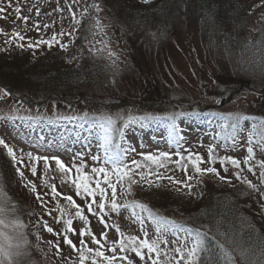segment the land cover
I'll return each instance as SVG.
<instances>
[{
  "label": "rangeland",
  "instance_id": "374dc122",
  "mask_svg": "<svg viewBox=\"0 0 264 264\" xmlns=\"http://www.w3.org/2000/svg\"><path fill=\"white\" fill-rule=\"evenodd\" d=\"M93 4H98L101 10L97 12L91 8ZM16 6L21 8L22 16L29 17L27 25L16 19L13 10ZM69 6L76 19L80 20L79 25L73 22ZM57 7L62 11H56ZM86 7L88 12L81 16ZM0 8L5 9V18H0V30L7 34H0V55L11 53L16 48L24 50L29 41L48 40L63 30L71 35H58L57 39L68 45L67 49L62 50L56 44L51 49L59 48L66 57L75 58L82 64L89 62L90 66L99 69L96 77L82 82L78 89L86 96L85 103L59 108L50 104L46 108H37L26 106L8 95L0 99V117H16L0 119V139L14 149L18 159L23 158L22 163L14 164L7 150L0 146V188L10 201L5 205L6 210L13 207V200L33 211L22 216L31 230L26 236L30 252L26 264H79L78 253L64 244L63 235L58 237L44 231L43 222L46 221L54 233H64L63 220L57 222L56 219L61 215L58 209L64 210L63 219H72L71 227L75 234L67 235L78 248L82 228L90 230L98 239L101 233H106L107 241L100 240L104 245L101 250L106 255L112 254L107 250L112 242L122 238L117 227L125 235H135L140 239H156L161 235L157 229H162L163 238L169 241L167 250H171L176 246L172 241L183 242L191 235L185 223L198 227L210 223L207 216L200 213L208 207L210 196L230 195L235 211L241 205L242 213L251 212L264 224V199L235 178L233 172L236 170L231 165L226 164L228 172H224L218 160L211 166L216 167L221 176L228 177L231 183L209 174L198 186L195 180L192 181V195L184 189L176 191L167 180L160 182V188L147 184L133 185L131 194H121L118 185V203L127 207L117 212L106 207L101 213L97 207L100 199L97 195V204L93 205L96 214L89 213L87 204L92 198L83 193L78 196L71 182L77 175L74 165L83 163L82 171L90 177L93 176V167L111 170L113 165L107 161L106 154L113 153H119L123 162L131 167L132 160L148 164L144 160L145 155L168 152L172 154L171 160L167 162L166 169L159 171H167L178 180L184 178V173L174 163L180 158L176 153L185 157L189 153L199 154L207 161L208 149L212 147L216 157L232 156L243 161L249 147L248 133L253 131V125L264 121L262 0H151L150 4H143L140 0H78V3L73 0H0ZM97 19L104 26L103 33L95 27ZM36 23L41 25L39 31L34 27ZM44 24L50 27L44 28ZM13 31L20 32L27 39L19 41L12 38ZM9 38L13 42L5 43ZM100 41L106 42L119 58H109ZM18 44L25 47L21 49ZM45 47L46 44H41L33 49L41 53ZM18 84L16 89L24 90L23 82ZM0 85L3 86L0 89H4L12 88L16 83L0 75ZM76 91L75 95L79 93ZM188 113H202V116L196 120L186 115ZM236 116L248 119L240 121L234 132L231 125L236 123ZM102 117H111L115 123L109 126ZM129 117L140 119L126 124ZM170 117L174 118V123ZM118 120L121 127L116 126ZM255 131L257 135L252 144L255 160H264V152L255 143L259 137L257 128ZM80 136L87 139L89 147H68L72 145L67 140L79 139ZM95 136L101 140L97 143L107 149L106 154L93 140ZM129 148L135 151H127ZM27 153L34 157H58L72 171L69 176H64L56 170L55 161L51 159L50 168L46 170L43 160L30 161ZM94 156L98 159L93 160ZM17 167L23 172V179L17 174ZM31 167L36 168L35 175ZM5 169L11 170V182L6 179ZM241 169L242 176L259 184L258 169L256 175L249 173L243 164ZM189 174H192L190 166ZM97 179L102 187L107 188L102 175L94 177L90 186L94 187ZM112 180L115 182L114 176ZM33 184L35 193L31 191ZM53 184L62 195H53L50 187ZM107 191L110 195L111 190ZM261 191H264V186H261ZM37 193L44 201L43 206L37 199ZM63 196H71L80 206L87 217V225L75 216L76 209ZM132 200L152 203L153 210L171 221L162 223L158 218L153 219L148 212L131 203ZM101 216L107 227L100 222ZM0 219L8 225H0V231L6 233L14 245L17 236L10 226L9 217L2 213ZM177 221L183 225L175 223ZM145 231L148 237H144ZM84 240L88 247H97L90 237L85 236ZM48 241L59 242L61 258L55 257V248ZM0 247L13 254L14 264L22 263L14 259L16 251L13 246L9 248L8 240L0 237ZM127 255L133 264H146L134 253ZM238 258V262L233 264H258L252 263L248 254L239 252ZM0 261L7 264L3 255H0ZM117 264L126 262L117 261Z\"/></svg>",
  "mask_w": 264,
  "mask_h": 264
},
{
  "label": "snow or ice",
  "instance_id": "6c2138e0",
  "mask_svg": "<svg viewBox=\"0 0 264 264\" xmlns=\"http://www.w3.org/2000/svg\"><path fill=\"white\" fill-rule=\"evenodd\" d=\"M74 3H78V0H73ZM143 4H150L151 0H140ZM262 6H264V0H262ZM97 12H99L100 6L98 4H93L90 6ZM14 12L16 13V19L22 20L25 25H27L29 21V17L22 16L21 15V8L19 6H16L14 9ZM56 11H62L59 7L55 9ZM70 12H72V19L73 22L76 25L80 24V20L76 19L75 12L72 11V8L69 6L68 9ZM31 11V9H29ZM4 8H0V18L4 17ZM37 15L40 14V10L36 9ZM88 12V8L86 7L84 11L81 13V16L85 15ZM48 15H51V13H48ZM264 18V17H262ZM35 29L39 31L41 25L39 23H36L34 25ZM44 28H49L50 25L44 24ZM95 27L99 30V32L103 33L104 26L100 23V21L97 19ZM75 31V29H73ZM0 34L3 33V30H0ZM7 35V34H5ZM60 35H71V33H65L63 30L56 34L54 33L53 36L48 39H40L36 40L34 42L29 41L27 44L28 49H33L39 47L41 44H46L49 48H51L54 44L59 45V47L62 50H66L68 45L61 43L57 36ZM95 35V33H93ZM12 38H15L19 41H24L27 39L24 35H22L18 31H13L11 34ZM13 39L9 38L6 39L5 43H12ZM104 44V49L108 51L109 58L115 57V59H118L119 57L117 54L108 48V44L104 41H100ZM17 47L23 49L25 47L24 44H18ZM93 51H98L96 49H92ZM115 59H113V64H115ZM10 93L5 89H0V99L4 98L5 96L9 95ZM219 101H217L218 103ZM181 115V114H176ZM16 117L9 116V117H0V119H15ZM102 119L106 122L107 125L111 126L115 123V121L111 117H102ZM140 118L136 117H129L126 121L127 123H134ZM170 119L174 118L170 117ZM236 123H233L231 127L233 128L234 132L237 130L239 126V122L242 120L248 119L247 117L243 116H236L234 117ZM257 125H253V131H250L248 133V144L249 147H247V155L243 159V161L232 157V156H222V157H216L214 153V149L212 147H209L208 149V158L207 161L204 160L203 157H201L199 154H192L189 153L188 156H182L180 153H176L175 155L179 156L180 158L174 163L180 168L181 171L184 173L183 179H176L174 175H168L167 171L161 172L159 169H166L167 168V162L171 160V155L168 152H160L158 155L148 154L144 156V160L146 162H149L148 164H142L141 162L137 160H132L130 167L129 165L125 164L123 162L122 157L119 153H113L109 154L107 156V161H111V164L113 167L111 170L106 169L105 167H93L91 169V173L93 174L92 177H90L88 174L84 173L82 171L84 165L81 163L79 166H75L77 175L74 179H72V183L74 184L76 188V194L79 196L82 193L86 194L88 197H91L92 200L90 203L87 204V211L89 213H92L93 215L96 214V210L93 208L94 204H97L96 197L99 195L100 199L98 202V209L102 213L104 212L105 208H110L111 211L117 212L122 207H127V205H120L118 203L117 199V186L119 185L121 188V194L127 193L131 194L132 186L133 185H141V184H147L149 187H162V184L160 183L163 180H167L169 182V185L174 186L176 191H180L181 189H184L188 195H192L194 191V185L192 183L193 180L196 181V186L199 185V183L202 182V178L206 175L211 174L213 177L218 178L222 182L225 183H231V181L226 176H221L219 170L211 166L213 165L217 160L219 161V164L223 167L224 172H228V168L225 166L226 164L231 165L233 169L236 171L233 172V175L237 180H239L241 183L245 184L248 189L252 190L253 192H258L260 194L261 199H264V191H261V186H264V160H255V152L253 144V138L257 135L255 129ZM259 137L255 140V143L259 145L260 151L264 152V121L259 122ZM122 133V130H120ZM233 143H235V137H233ZM0 146H3L4 149L7 150V155L12 159L14 164H19L23 162V158H17L16 153L12 147H10L3 139H0ZM127 151H135V149L129 148ZM107 152V149H106ZM82 156V154H79ZM27 156L29 160H43L44 166L46 170H49V160L55 161L56 170L64 174V176H69L72 169L67 167L58 157H34L32 153H27ZM194 156V158H193ZM93 160L98 159V157H92ZM106 161V163H107ZM183 161V163H181ZM207 164L206 167H201V165ZM242 164L246 166L247 171L249 173H252L253 175L257 174V169L259 170V184L253 183L251 180H249L246 176H242ZM153 166H155L153 168ZM189 166L192 169V174H189ZM17 174L20 175V177L23 179V172L20 170L19 167L16 169ZM31 171L33 175L36 174V168L31 167ZM103 179V183L107 186V188L101 186V181L99 179L95 180V186H90L92 184V180L96 176H101ZM115 177V182H113L112 177ZM46 182V181H45ZM63 182V181H62ZM125 184L127 187L125 188ZM51 191L54 196L56 195H62L57 192V189L55 185H50ZM108 189L111 190V194H108ZM31 191L36 192V187L33 184L31 186ZM37 199L41 200L42 206L44 204V201L42 197L37 193ZM63 199L66 200L71 207L76 209L75 216L79 218L80 220L84 221L85 225L88 224L87 217L83 214V211L81 210L80 206L75 203L73 198L71 196H63ZM10 203L8 200L6 194L4 193L3 189L0 188V214L4 213L6 211L5 205ZM131 203L135 204L136 207L142 209L145 212H148L150 217H153V219H156V217L153 216L152 212L148 209V206L143 203H139L136 201H132ZM14 208V206H13ZM262 208H264V205H262ZM61 213L60 217H57V222H60V220H63V223L65 225L64 233H54L53 228L49 227L47 222H43V228L44 231L48 233L55 234L56 236L63 235V242L65 245L69 246L73 252L78 253V262L79 264H86V261H90V264H117V261H124L126 264H133V261L128 257V253H134L136 257H138L140 260L145 261L146 264L150 262V264H208V261H211L212 259V253L211 249L208 248L206 245L204 239L202 238L201 234L197 231L194 235H190L185 239V241H177L174 240L171 243L173 245H176L171 250L168 249L169 241L167 239L163 238V230L157 229L158 232L161 233L160 236H158L156 239H140L135 235H125L124 233L120 232L119 227H117V233L122 237L119 240L113 241L111 246L108 247V251L111 252V255H106L104 251L101 250V248L104 247L103 244H101L100 240L103 239L107 241V234L101 233V238L98 239L95 234H93L90 230L86 228H82L79 232L80 239V247L78 248L71 239H69L67 233H73L75 234V230L71 227L72 225V219H63L65 212L63 209H58ZM50 214V213H49ZM135 215V213H134ZM100 222L104 224L105 227H107L106 222L104 221L103 217L101 216ZM142 223V221H141ZM12 224L16 227L23 228L24 226L20 224L18 220H15L12 222ZM0 225H3L7 227L8 225L5 224V221L3 219H0ZM191 233V230H190ZM144 237H148V233L145 231L143 233ZM88 236L91 238L92 243L97 245L96 248H90L86 245L84 237ZM0 237L4 238L5 240L9 241V248L12 246L10 243V238L6 235V233L0 231ZM25 244H27V240L24 241ZM52 247L55 248V257L57 259L61 258L62 256V250L60 248L59 242L53 243L52 241H48ZM163 245V247H162ZM19 247V245H17ZM220 250L223 252L225 249L224 244L219 245ZM123 253V255H118L117 253ZM173 253L175 255H173ZM0 255H3L7 259V264H14V261L12 259V253L9 252L6 248L0 247ZM16 255H20V253H16ZM243 255V253H241ZM203 256L208 257V261H205L202 259ZM230 253L225 252V257H229ZM70 259V258H69ZM0 264H3V261H0ZM227 264H233L231 259L227 260Z\"/></svg>",
  "mask_w": 264,
  "mask_h": 264
},
{
  "label": "trees",
  "instance_id": "16d2710c",
  "mask_svg": "<svg viewBox=\"0 0 264 264\" xmlns=\"http://www.w3.org/2000/svg\"><path fill=\"white\" fill-rule=\"evenodd\" d=\"M54 50H57V53ZM59 50V48L51 49L46 45L45 51L41 53L34 49L25 48L20 50L16 48L11 53L0 55V75H3V78L9 82L16 83V86L13 85L12 88H4L10 93L8 97L26 106L37 108H46L50 104H54L55 108H59L64 105L75 106L85 103L86 96L82 95L78 89L82 82L96 77L99 69L90 66L89 62L85 63L87 60L84 61L85 64H82L75 58H68ZM21 82H23L22 87L24 90L18 91L16 88L17 85H20L18 83ZM69 88L70 90H68ZM75 91L79 93L75 95ZM87 103L94 104L93 101ZM91 120L94 121L95 118ZM119 122L120 120H118L116 126L121 127L122 124ZM259 132L260 129H258ZM5 175L7 181L11 182V170L5 169ZM141 201L148 206L153 216H156L162 223L171 221L159 211L153 210L152 203L145 200ZM11 202L14 204V208L11 207L3 214L9 217L10 226L17 236V242L12 246L15 248L16 253H20V255L15 253L14 259L18 260L17 263L26 264L27 258L30 256L29 241L26 236L31 230L22 216L30 215L33 211L26 207L23 208L22 204L13 200ZM239 207L241 208V205ZM239 207L236 208V211L234 210L235 207L230 200V195L210 196L208 207L200 211L202 215L207 216L210 223H205V226L199 227L185 223V226L189 228L188 232L190 233L191 230L190 234L194 235L198 231L208 248L211 249V261H208L207 256L202 257L203 260L208 261V264H227L228 259H231L233 263L238 262L239 252L248 254L252 263L264 264L263 220H260L251 212L242 213ZM15 220H18L24 227L14 226L12 222ZM175 223L181 222L177 221ZM181 225L183 224L181 223ZM25 240H27V244L24 243ZM220 244L225 245L223 252L219 248ZM225 252H229L230 256L225 257Z\"/></svg>",
  "mask_w": 264,
  "mask_h": 264
}]
</instances>
